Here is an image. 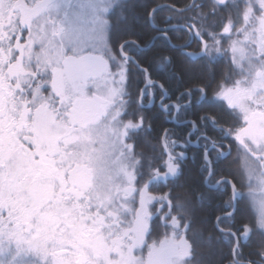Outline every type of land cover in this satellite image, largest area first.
Wrapping results in <instances>:
<instances>
[{
    "label": "snow or ice",
    "instance_id": "obj_1",
    "mask_svg": "<svg viewBox=\"0 0 264 264\" xmlns=\"http://www.w3.org/2000/svg\"><path fill=\"white\" fill-rule=\"evenodd\" d=\"M0 264H264V0H0Z\"/></svg>",
    "mask_w": 264,
    "mask_h": 264
},
{
    "label": "trees",
    "instance_id": "obj_2",
    "mask_svg": "<svg viewBox=\"0 0 264 264\" xmlns=\"http://www.w3.org/2000/svg\"><path fill=\"white\" fill-rule=\"evenodd\" d=\"M194 169H195V165H192L191 170ZM208 210H209V217L211 218V214L215 211V206L212 204L208 205ZM246 211L249 212L250 214H254L251 209H246Z\"/></svg>",
    "mask_w": 264,
    "mask_h": 264
},
{
    "label": "flooded vegetation",
    "instance_id": "obj_3",
    "mask_svg": "<svg viewBox=\"0 0 264 264\" xmlns=\"http://www.w3.org/2000/svg\"><path fill=\"white\" fill-rule=\"evenodd\" d=\"M152 110H154V106H153V109H149V111H152ZM156 118H158V117H156Z\"/></svg>",
    "mask_w": 264,
    "mask_h": 264
},
{
    "label": "rangeland",
    "instance_id": "obj_4",
    "mask_svg": "<svg viewBox=\"0 0 264 264\" xmlns=\"http://www.w3.org/2000/svg\"><path fill=\"white\" fill-rule=\"evenodd\" d=\"M251 210H252V212L254 213L255 210H254V209H251Z\"/></svg>",
    "mask_w": 264,
    "mask_h": 264
}]
</instances>
